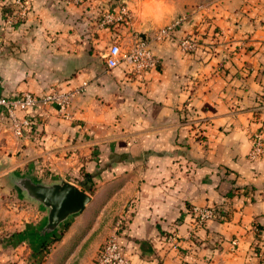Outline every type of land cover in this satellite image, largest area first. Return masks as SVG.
I'll return each instance as SVG.
<instances>
[{
	"label": "crops",
	"instance_id": "1",
	"mask_svg": "<svg viewBox=\"0 0 264 264\" xmlns=\"http://www.w3.org/2000/svg\"><path fill=\"white\" fill-rule=\"evenodd\" d=\"M58 2L49 0V39L57 35L44 61L49 83L0 74V90L43 96L47 85L63 93L84 87L69 117L54 104L41 107L19 140L22 160L48 169L49 181L94 186L93 205L108 200L73 259L93 240L96 258L88 264H95L110 235L134 264H264V155L249 159L253 135H264V0H219L211 20L181 18L164 39H156L157 31L180 12L167 0H61L65 10L55 12ZM122 6L131 11L129 24L99 25L105 12ZM216 24L223 30L217 37ZM199 30L212 44L183 52L179 38ZM137 37L158 55V67L142 76L126 64L109 70L111 45ZM194 206L214 208L215 218L198 225ZM102 218L112 222L108 234Z\"/></svg>",
	"mask_w": 264,
	"mask_h": 264
},
{
	"label": "rangeland",
	"instance_id": "2",
	"mask_svg": "<svg viewBox=\"0 0 264 264\" xmlns=\"http://www.w3.org/2000/svg\"><path fill=\"white\" fill-rule=\"evenodd\" d=\"M53 1L56 3L57 0ZM59 1L54 7L55 12L63 8L65 10L61 0ZM65 1L71 5L79 4L71 0ZM218 2L219 0H167L168 6L180 9L174 21L183 17L187 21L197 15L201 17L200 23L203 24L215 16L219 7ZM49 13V0H0V74L11 76L14 79L20 78L24 81L29 77L36 76L40 80H44L43 82L49 83V67L44 65V61L49 63V41L56 39L57 36L51 34L49 39ZM183 22L181 21L180 24ZM209 27L207 25L202 30L209 31ZM73 30L71 28V31ZM212 32V35L216 37L223 34L222 28L217 24L212 28ZM185 36H193L197 40L196 52L199 51L201 45L212 44L209 41H204V38L210 34L201 33L200 30L196 33L184 34L179 39ZM68 40L70 44L78 43V39L74 40L72 37ZM128 45L129 43L123 48L126 49ZM59 48L65 50L62 48V43L59 44ZM31 73L33 76L30 75ZM17 85L18 83L15 84L16 87ZM3 90L5 93L2 92ZM52 90L61 91L58 87L47 85L43 92ZM28 91V89L1 88L0 93L12 96ZM19 142L9 126L4 125V128L0 129V257L7 255V259L0 260V264H19V258H13L15 254L22 256L27 264H88L93 262L96 258L94 257L96 246L92 243L93 240L84 244L86 248L84 252L82 251L83 256L78 261L75 259L78 257L79 246L93 232L99 213L108 200H100L97 206L91 203L82 215L73 216L69 221L70 226H76L72 241L70 240L66 246L62 245H65L63 239L67 237L65 233L67 230L63 226L56 233V238L62 236V240L57 245L54 244V236L44 234L45 231L42 230L46 224L47 209L40 203L27 198L26 194L14 182L16 178L31 176L37 182L52 184L57 183L55 181L57 178L54 181H49L47 178L48 169L41 172L39 166H36L34 162H24L20 156L22 149H19ZM27 158L29 157L27 156ZM119 215L117 217L120 218ZM106 219L102 218L100 223L103 225L102 231L108 234L112 222L109 223ZM61 232L62 235H60ZM14 234L16 237L13 238ZM109 236L106 237V240L110 238ZM89 243H92L91 246ZM20 244L24 249L15 248ZM93 244L94 246H92ZM98 248L100 250L102 247Z\"/></svg>",
	"mask_w": 264,
	"mask_h": 264
},
{
	"label": "built area",
	"instance_id": "3",
	"mask_svg": "<svg viewBox=\"0 0 264 264\" xmlns=\"http://www.w3.org/2000/svg\"><path fill=\"white\" fill-rule=\"evenodd\" d=\"M80 3V0H71ZM183 17L182 19H184ZM132 14L129 8L122 6L118 11L105 12L99 25L129 24ZM180 21L157 31L156 39L170 37L177 29ZM179 47L183 52H196L198 48L197 40L193 36H185L179 39ZM106 63L109 70L117 68L121 64H126L133 69L137 75H144L149 70L155 69L160 63V58L154 53L147 40L136 38L129 43L126 49L120 43H113L106 53ZM84 87L73 92H58L55 90L39 96L30 92L20 95L5 96L0 93V124L9 126L12 134L18 139L26 138L34 124L33 113L43 107L56 105L60 115L69 117L68 109L73 98L82 93ZM253 148L249 154L251 161H256L264 155V135L258 132L253 135ZM192 213L198 225L202 226L209 220L215 218L214 208L194 206ZM173 238H171L172 240ZM233 250L238 246V242L232 243ZM95 264H134L122 251L117 236L109 238L100 249Z\"/></svg>",
	"mask_w": 264,
	"mask_h": 264
},
{
	"label": "water",
	"instance_id": "4",
	"mask_svg": "<svg viewBox=\"0 0 264 264\" xmlns=\"http://www.w3.org/2000/svg\"><path fill=\"white\" fill-rule=\"evenodd\" d=\"M30 200L47 209L44 234H56L73 216L82 215L93 202V198L73 183L62 180L43 184L31 176L16 178L14 182Z\"/></svg>",
	"mask_w": 264,
	"mask_h": 264
},
{
	"label": "trees",
	"instance_id": "5",
	"mask_svg": "<svg viewBox=\"0 0 264 264\" xmlns=\"http://www.w3.org/2000/svg\"><path fill=\"white\" fill-rule=\"evenodd\" d=\"M96 190H97V188H95L94 186H91L90 188H86L84 191L86 192H88V193H90L92 196H94L95 195V193H96ZM100 200H105V199H97V201H96V203H95V206H97L98 204H99V201ZM107 200V199H106ZM95 201V200H94ZM94 204V203H93ZM65 226V230H67V231H69V229H70V222H68L67 224H65L64 225ZM66 231V232H67ZM65 232V233H66ZM63 233L61 232V234L60 235H62ZM53 236H54V238H53V240H54V244H58V243H60V241L62 240L61 238H62V236H60L59 238H56V234H53ZM13 238L14 237H16V235L14 234L13 236H12ZM16 245V244H15Z\"/></svg>",
	"mask_w": 264,
	"mask_h": 264
},
{
	"label": "clouds",
	"instance_id": "6",
	"mask_svg": "<svg viewBox=\"0 0 264 264\" xmlns=\"http://www.w3.org/2000/svg\"><path fill=\"white\" fill-rule=\"evenodd\" d=\"M160 2H161V4H163L164 3V0H160Z\"/></svg>",
	"mask_w": 264,
	"mask_h": 264
}]
</instances>
